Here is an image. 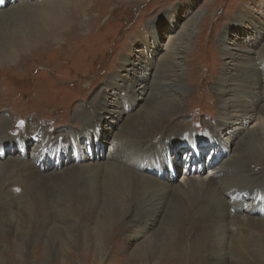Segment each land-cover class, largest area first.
Instances as JSON below:
<instances>
[{
    "label": "rangeland",
    "instance_id": "obj_1",
    "mask_svg": "<svg viewBox=\"0 0 264 264\" xmlns=\"http://www.w3.org/2000/svg\"><path fill=\"white\" fill-rule=\"evenodd\" d=\"M2 1L0 52L19 49L22 34L33 41V46L0 66V145L5 149L0 160L9 163L0 172L3 177L6 174L2 182L5 195L0 199V264H173L163 256L147 262L130 261L133 251L146 238L156 236L159 228L158 219L152 216L148 220L152 225L142 223L144 207L115 224L119 228L114 231V242L100 246L106 247V254L90 252L96 246L91 238L96 223L110 214L100 203L94 204L100 190L93 189L95 182L90 174L101 168L91 164L104 165L107 147L118 143L122 131L126 135L129 123H140L143 114L153 112L146 111L152 89L168 90L181 106L173 105L170 109L176 111L169 116L181 123L175 127L182 139L171 150L176 154L177 173L174 171L173 179L167 164L162 175L144 170L161 159L159 153L142 155L159 142L149 136L148 130L145 142L130 152V157L140 155L138 166L135 159L129 162L132 171L174 185L185 168L209 177L214 168L231 165L228 161L232 156H241V164H247L256 146L257 150L264 149V139L245 146L244 130L228 132L252 127L259 119L264 121L263 110H256L261 100L256 101L255 108H249L256 95H251L252 89L250 96L248 90L242 91L245 77L252 70L247 68V72L245 68L253 64L260 79L256 92L261 93L264 86V0H82L79 4L76 0H53L62 7L56 8L66 19V31L57 39L37 44L34 39L42 17L32 5L48 0H25V5L31 4L29 11L12 10L9 6L13 4ZM155 30L159 32L158 47L154 46ZM177 35L180 42L171 38ZM172 40L176 47L180 43L182 50L178 49L179 56L173 60L174 69L164 77L158 69L165 63ZM221 77L226 84H219ZM220 86H225L224 94ZM235 101H243L244 107L254 112L255 120L248 125L237 121L236 126L222 131L217 126L221 103ZM231 105L229 113L233 111ZM85 147H91L92 158L81 160L77 154ZM89 169L92 172L88 173ZM249 169L258 178L264 165ZM54 172H60L54 175L56 179H68L57 183L50 179ZM36 174L45 176L38 185ZM113 176L102 172L99 181L107 184ZM78 181L84 189L94 191L90 193L94 197L84 198L87 202L81 201ZM257 182L239 188L244 189L245 196L255 194L249 206L232 208L234 214L249 217L248 221L264 219V185ZM220 215L218 220H222ZM132 217L134 224L130 222ZM173 221L174 217L167 221L171 230ZM248 221H240L244 228L235 229L234 251L227 264H258L254 256L264 253V228H252L255 223ZM130 226L131 231L127 230ZM145 228L148 230L140 233L145 236L138 238ZM204 263L225 264L216 258Z\"/></svg>",
    "mask_w": 264,
    "mask_h": 264
},
{
    "label": "bare ground",
    "instance_id": "obj_2",
    "mask_svg": "<svg viewBox=\"0 0 264 264\" xmlns=\"http://www.w3.org/2000/svg\"><path fill=\"white\" fill-rule=\"evenodd\" d=\"M5 1L6 3L10 2L11 4H13L12 6H9L10 9L12 8V10L25 8V10L28 9L27 11H29L31 10L32 7H35V9L33 8L34 9L33 11H37L40 13L42 17V23L39 24L40 25L38 27L39 32L36 33L37 37L34 39L35 44L46 43L51 40L57 39L61 34H63L66 31L67 25L64 24V21L66 19L64 18L63 14L60 15L61 12L58 14V11L60 9L58 10L56 7L60 8L61 6L58 5L57 1L48 0L40 4H34L32 5V7L31 4L25 5L24 3L25 0H20L19 2L17 0H5ZM5 1L3 0L1 4L5 3ZM81 1L82 0H76L75 3L79 4ZM82 5L85 4L82 3ZM1 13L2 12H0V14ZM202 13L203 11L200 12V15ZM41 27L45 28V30H40ZM158 34L159 32H156L155 30L154 31L155 47L156 46L158 47L159 45L158 42H160V39L158 38ZM171 38L177 40L178 35L171 36ZM174 40H172V42ZM177 41L180 42V40ZM172 42L164 57L165 58L164 65L162 62L161 65H159L160 67L158 69V72L163 73L164 77L165 76L167 77L174 69L173 60L174 59L176 60V58L179 56L177 53L178 49L180 51L182 50L181 48L182 46L180 45V43L179 46L176 47L175 43ZM18 43L21 45L19 48L20 50L19 49L8 50L7 53L5 54L0 52V66L8 62H11L12 60L15 59L17 54H19L22 51H26L33 46V41L32 40L28 41V38L24 34L21 35V38L20 40H18ZM247 68H250L252 70L251 73L247 74V76L245 77V83L243 84L242 91L246 92L248 90L249 92V89H252L251 95L252 96L256 95L252 97L255 103L253 102L252 104L251 101L250 103L251 105L250 106L248 105L249 108L251 107L255 108L257 106V105L255 106V104H257V102L261 100V102L258 103L259 107H256V110L260 109L261 111L263 110L264 112V86H263L264 82L262 81L263 87L261 88L262 90L261 93L260 92L257 93L256 90L260 89V79L257 78L256 76L257 74L256 72H254V68L257 69V66L256 64H253L246 67L245 71L248 72ZM178 81H180V79H178ZM178 81L177 83H180ZM161 83H165V82L162 81ZM236 83L234 84L237 85ZM219 84H226L225 80L222 79V77L220 78ZM239 84L237 86H239ZM224 87L225 86H222L220 89L221 94H224V91H226L222 89ZM139 88L143 89L144 86L142 87V85H140ZM159 90L160 92L153 91V89L151 91L152 92L150 98L151 103L149 105V109H147L146 111L149 110V112L152 111L153 112L149 114L148 112H146L145 116H143L144 115L143 114L142 115L143 118L140 119L142 120L140 123H138V120L137 121L132 120L129 123L130 125L126 127V129L128 128L126 135L124 134V131H122L119 134L120 137H118L119 138L118 143L111 145L110 147H107L108 153L105 154L104 156L105 157L104 165H102L103 162H94L91 164L92 166L99 167V169L101 168L95 173L90 174L92 180L95 182L93 189L95 190L96 188H99L100 190V198H95L94 204L100 203L102 208H104V210L110 214L109 215L105 214L104 217H102V219H99V221L96 223V229H94L93 232L91 233V238L94 239L92 241L95 242L96 246L90 252L98 256L101 255L103 256L104 254H106L107 252L106 247L102 248L100 246L101 244L105 246L106 243L110 244L114 242V237H115L114 231L116 232L119 228V227L116 228L115 224L119 223L121 220L126 219L127 217H130L131 216L130 214L133 211L137 213L140 208L144 207L145 217L143 218L142 223L145 226L152 225L153 223L151 224L148 223L150 216H152L158 219L159 228L156 231V236L153 235L149 238H146L145 242L142 245H139L133 251V253L130 255V259H131L130 261L134 260V262L135 261L147 262L148 260L161 258L163 256L165 259L166 258H168V260L170 259V261L173 262V264L174 263L203 264V262L206 260L209 262V259L211 258L214 259L216 258L217 260L220 261L223 260V263L227 264L228 263L227 261L229 260V255L232 252L234 248V244L236 242L235 241L236 236L234 235L235 229L237 227L244 228V225L241 222L244 223L249 219V217L247 218L245 215L241 216L239 214L236 215V213L234 214L232 208L233 207L240 208V206L242 207L243 205H246V207H248L249 200L255 199V194L245 196L246 192H243L244 189L242 191V189L239 188L246 186L249 187L251 186L252 183H254L255 181L257 182L258 180L260 184L264 185V178H261L264 177V171L260 173L263 176L260 175L258 178H255L253 174H252L253 176L250 174L252 171H250L249 169L250 167H256V166L263 167L264 149L260 147L257 150V146H256L254 149L255 151L251 153V158L247 162V164H241L240 161L241 156H235V158L232 156V159L230 158L231 160L228 161L230 162L231 165L222 166L220 168H214V170L209 173L210 174L209 177H203L201 176L202 173L196 171L193 172L192 170H187V168H185L183 177L181 178L180 181H178L174 185L173 184L166 185L164 183H161L158 178L154 179V177L150 174L147 173L144 174L142 172L139 173L137 171H132L131 169H129V164L131 163L132 159L133 160L135 159L134 163L138 166L140 155L135 153V155L130 157V152H132L133 149L135 148H140L142 143L145 142V141L143 142V140L147 139L148 136H146L147 135L146 130H148L149 136L153 135L150 137L152 139L158 138L159 142L157 145H151L149 150L144 152L142 155L146 156L148 155V153L151 152L159 153L161 155V159L156 161V163H153V166H151V168L149 166H146L144 170L149 169L153 171H158L159 174L162 175V173H164V171H166L167 169L165 167V165L167 164V166H169L168 168H171L170 172L172 177L176 175L175 172L177 173V168L175 164L176 154H173L172 153L173 151L171 152V150L174 149L175 142L182 139L181 133L178 132L175 127L176 125L178 127V125H181V123H176V119H173L172 121V117L169 118V116L176 111L170 108H172L173 105L179 107L180 103H178L176 97L172 96L168 90H164V89H159ZM250 92L248 94L249 96H250ZM167 97H172V100H169V98ZM164 100H168L169 103L166 104ZM243 101H245V99ZM243 101L239 103H237L236 101L234 103L230 102V104L232 103L231 108H233V111L230 113L227 112V108L230 107V104L226 102L221 103L220 106L221 116L217 123V126L219 127L220 130L222 131L227 130L228 126L233 128L234 126H236L235 123L237 121L240 122L243 121L245 125L254 122L255 120L254 112H252V110H250L249 108L246 109L242 104L244 103ZM140 114H142V112ZM140 114H137V117L140 116ZM87 121L88 119L85 122ZM236 130L245 131L246 137L242 140L245 146L255 145L258 142L263 141L262 139H264V121L262 119H259L256 122V124H254L252 127H250L249 125L244 129L233 128L231 130H228V132L233 133V131ZM141 132L142 135L145 136L144 139L139 137ZM170 132L171 135L169 134ZM236 134L237 133L235 132L234 135ZM213 136L218 137V134L214 133ZM115 141L116 140H114L113 142ZM4 150L5 149L3 148V146L0 145V154H2ZM83 150L84 152H82L80 149L77 154L81 156L80 157L81 160H87L88 157H90L91 159L92 158L91 147L88 148L85 147V149ZM103 150L104 151L106 150V147H104V145H103ZM96 157H101V156H96ZM7 165H9L8 162L2 163V161L0 160V172L4 171V168ZM70 168L72 167H69L67 169ZM33 169L37 171L35 167ZM90 172L92 171L89 169L88 173ZM102 172H104L107 175H110L111 173H113L114 175L109 179V182L107 184L104 183L101 184L99 181V176ZM58 173L60 172L52 173L53 178L50 179H55L57 183H62L63 181H66L68 179V178L56 179L54 175ZM1 174H0V199L3 195H5V192L2 189V187L5 183L4 179L6 178V174L5 177L1 176ZM42 177L45 176L39 174L37 175V177L34 178V181L36 182L37 185L40 183V181L45 180V178L42 179ZM59 177L61 176H57V178ZM90 182L92 186V181ZM78 183L77 185L80 187L78 191L81 194V199H82L81 201H83L84 198L88 199V197H91L92 194L91 192L93 190L90 191V189L87 188L84 189L83 187L84 184L82 182L79 184ZM86 185L88 186L87 183ZM41 189L42 191L44 190L43 188ZM37 195L38 194H36V196ZM92 197L94 196L92 195ZM41 199H43V196L41 197ZM84 201L87 202L88 200H84ZM219 215L222 217V220H218ZM135 217L136 216H134V218ZM173 217H174V221H173L174 224L172 223L173 224L172 227H174V229L171 230L168 227L171 225V222L167 223V221L170 218L172 220ZM134 218L132 217L130 219L131 224H134ZM248 222L255 223L252 226L250 224L248 225L251 226L252 228L254 226L264 228V219L258 218L257 220V218L255 217V219L253 220L251 219V221ZM131 226L128 227L127 230L131 231ZM251 227L248 228L252 229ZM147 230L148 229L145 228L144 232L139 231V233L137 234L139 236L138 238L140 237L143 238L145 235H141L140 233L144 234ZM240 232L242 233L241 229ZM115 241L116 243L119 242L116 239ZM163 243L165 244V248L163 247L164 246ZM254 259L258 262V264H264V253L255 255Z\"/></svg>",
    "mask_w": 264,
    "mask_h": 264
}]
</instances>
